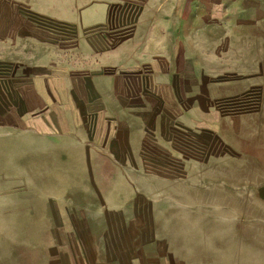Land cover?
Returning a JSON list of instances; mask_svg holds the SVG:
<instances>
[{
  "label": "crops",
  "instance_id": "obj_1",
  "mask_svg": "<svg viewBox=\"0 0 264 264\" xmlns=\"http://www.w3.org/2000/svg\"><path fill=\"white\" fill-rule=\"evenodd\" d=\"M245 2L0 0V179L13 183L0 196L57 230L15 252L46 264H262L260 175L249 188L181 177L143 151L223 143L218 127L245 118L239 95L191 93L244 78L213 55Z\"/></svg>",
  "mask_w": 264,
  "mask_h": 264
},
{
  "label": "rangeland",
  "instance_id": "obj_2",
  "mask_svg": "<svg viewBox=\"0 0 264 264\" xmlns=\"http://www.w3.org/2000/svg\"><path fill=\"white\" fill-rule=\"evenodd\" d=\"M229 30L222 33L219 46H214L213 63L229 67L244 75L222 86L196 83L191 93L239 95L247 113L245 118L227 117L228 124L218 127L223 143L166 144L165 149L143 148L150 158L172 162L170 171L181 177L187 173L210 174L212 179L226 180L231 186L261 176L264 180V0H246L230 8ZM235 121V124H232ZM226 143V144H225ZM105 145V144H104ZM135 151L138 144H135ZM246 175V178H245ZM1 178V176H0ZM13 188L12 181L0 179V192ZM0 196V264H46L41 252H15L20 242H36L44 247L57 230L39 226L17 212H7ZM262 264H264V198L262 200Z\"/></svg>",
  "mask_w": 264,
  "mask_h": 264
}]
</instances>
